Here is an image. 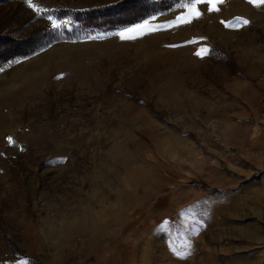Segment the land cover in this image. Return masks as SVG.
I'll list each match as a JSON object with an SVG mask.
<instances>
[{
    "label": "rangeland",
    "instance_id": "1",
    "mask_svg": "<svg viewBox=\"0 0 264 264\" xmlns=\"http://www.w3.org/2000/svg\"><path fill=\"white\" fill-rule=\"evenodd\" d=\"M104 1L5 0L0 32ZM0 264H264V3L184 0L1 66Z\"/></svg>",
    "mask_w": 264,
    "mask_h": 264
},
{
    "label": "trees",
    "instance_id": "2",
    "mask_svg": "<svg viewBox=\"0 0 264 264\" xmlns=\"http://www.w3.org/2000/svg\"><path fill=\"white\" fill-rule=\"evenodd\" d=\"M3 1L5 0H0ZM181 1L184 0H108L84 9L57 7L50 11L48 24L20 38H14L13 32L6 35L0 32V67L10 61L30 56L57 41H72L90 34L135 25L167 12ZM53 23L60 27L53 28Z\"/></svg>",
    "mask_w": 264,
    "mask_h": 264
},
{
    "label": "snow or ice",
    "instance_id": "3",
    "mask_svg": "<svg viewBox=\"0 0 264 264\" xmlns=\"http://www.w3.org/2000/svg\"><path fill=\"white\" fill-rule=\"evenodd\" d=\"M200 0H190V6L192 8L195 7V4L196 3H199ZM217 3L219 2H222V0H216ZM249 3H254V4H261V3H264V0H249ZM29 7H33V4L31 3V0H29ZM214 10L213 8H209V11H212ZM200 15L199 12H196L195 13V17H192V18H198ZM179 19V18H178ZM237 19V22L238 24H242V25H247L249 23L248 20H241L240 18H236ZM185 23H190L191 22V18L187 21H184ZM60 27V25H57L55 23H53V28H58ZM143 27V25L141 26H137L135 28H129V29H125L124 32H128V33H132V32H137L139 28ZM154 30V29H153ZM140 35H144L145 33L143 32H140L139 33ZM121 35V39H135L136 37L135 36H126L124 35L123 33L120 34ZM200 40H203L205 38L201 37L199 38ZM171 47H176V45H172ZM202 53L204 54H208L209 53V49L207 47H203L201 48L200 50L197 51V55H201ZM8 141L10 144H14L15 142L12 140L11 137L8 138ZM188 247L190 248L191 245L189 244ZM178 255H180L181 257H186V256H190L191 255V252L190 251H186V252H183V253H178Z\"/></svg>",
    "mask_w": 264,
    "mask_h": 264
}]
</instances>
